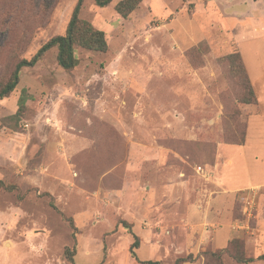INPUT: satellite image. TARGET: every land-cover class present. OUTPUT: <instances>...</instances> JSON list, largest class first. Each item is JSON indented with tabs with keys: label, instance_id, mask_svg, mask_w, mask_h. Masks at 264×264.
Wrapping results in <instances>:
<instances>
[{
	"label": "rangeland",
	"instance_id": "obj_1",
	"mask_svg": "<svg viewBox=\"0 0 264 264\" xmlns=\"http://www.w3.org/2000/svg\"><path fill=\"white\" fill-rule=\"evenodd\" d=\"M78 1L0 0V81L66 33ZM118 1L80 11L106 52L77 46L66 70L50 49L0 101V181L17 187L0 189V264H264L220 253L240 240L264 255V187L219 181L227 152L221 177L248 182L232 141L251 107L227 55L239 29L244 40L264 25V0H143L128 18Z\"/></svg>",
	"mask_w": 264,
	"mask_h": 264
},
{
	"label": "trees",
	"instance_id": "obj_2",
	"mask_svg": "<svg viewBox=\"0 0 264 264\" xmlns=\"http://www.w3.org/2000/svg\"><path fill=\"white\" fill-rule=\"evenodd\" d=\"M97 4L105 6L111 4L114 0H95ZM84 0H79L76 4L71 19L69 21L65 34L52 37L49 41L42 45V47L35 53L30 59L22 58L15 65L14 70L6 81H0V101L10 96V94L17 88L20 79L22 69L25 67H33L42 56L55 47H58V61L59 64L66 70L74 69L79 59L75 56V47L79 46L89 50L106 52L109 49L108 40L104 30L96 28L91 22L82 19L80 17V11ZM143 0H119L115 6L117 12L124 18H128L134 11H136ZM227 59L231 60L236 65L233 66V71L240 74L242 78V88L244 93L241 97V102L245 104H257L258 97L255 92L254 86L247 73L241 52L238 50L227 55ZM27 91L23 90L19 99V109L13 118L20 119L21 115L26 110ZM246 141V134L241 131L239 139L232 141L233 144L243 145ZM15 190V185H7L3 181H0V189ZM45 195H50L46 193ZM51 205L56 208L54 202ZM71 224L73 220L71 219ZM135 242L132 244L131 252L136 256L135 249L140 246V240L138 236H135ZM229 253L239 263H250L256 259L264 260V255H260L257 258L249 257L245 254L244 244L240 240L232 242L230 247L225 248L220 253ZM147 264H159L158 261L147 260ZM219 264H223L221 256H219Z\"/></svg>",
	"mask_w": 264,
	"mask_h": 264
},
{
	"label": "crops",
	"instance_id": "obj_3",
	"mask_svg": "<svg viewBox=\"0 0 264 264\" xmlns=\"http://www.w3.org/2000/svg\"><path fill=\"white\" fill-rule=\"evenodd\" d=\"M256 3L257 1L254 0ZM262 26V27H261ZM264 25L258 24L254 33L248 32L244 40L239 37L244 34L241 29L236 33L237 44L239 51L241 52L247 73L251 79L254 86L255 92L258 97V103L250 105L249 104V118L247 125V134L245 144L239 145L243 147V160L248 167V182L244 185H229L227 180L221 177V169L225 166H232L235 161L230 157L227 152H225V160L220 167V183L229 193L237 192L244 188H259L264 187V166L263 164H257L254 159H259V156H264L263 144L259 146L256 144H251L249 142L251 126H254L255 133L264 132ZM244 41V42H243ZM244 43V47L242 45ZM256 134V139L259 141L264 138V134ZM264 141V140H263ZM261 163H264L263 159ZM220 165V164H219Z\"/></svg>",
	"mask_w": 264,
	"mask_h": 264
},
{
	"label": "built area",
	"instance_id": "obj_4",
	"mask_svg": "<svg viewBox=\"0 0 264 264\" xmlns=\"http://www.w3.org/2000/svg\"><path fill=\"white\" fill-rule=\"evenodd\" d=\"M196 169H197L198 172L204 171V168H203L202 165L197 166ZM252 202H254L253 199H251V198H247L248 206L246 207V210L250 209V207H253ZM250 214H251V211H250Z\"/></svg>",
	"mask_w": 264,
	"mask_h": 264
}]
</instances>
